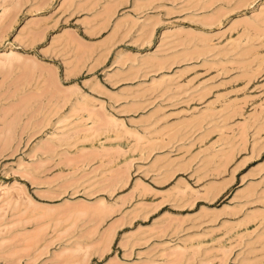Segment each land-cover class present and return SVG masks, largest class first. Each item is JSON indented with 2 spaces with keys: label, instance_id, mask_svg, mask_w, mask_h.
<instances>
[{
  "label": "rangeland",
  "instance_id": "1",
  "mask_svg": "<svg viewBox=\"0 0 264 264\" xmlns=\"http://www.w3.org/2000/svg\"><path fill=\"white\" fill-rule=\"evenodd\" d=\"M69 263L264 264V0H0V264Z\"/></svg>",
  "mask_w": 264,
  "mask_h": 264
},
{
  "label": "bare ground",
  "instance_id": "2",
  "mask_svg": "<svg viewBox=\"0 0 264 264\" xmlns=\"http://www.w3.org/2000/svg\"><path fill=\"white\" fill-rule=\"evenodd\" d=\"M73 254H75V253H73ZM78 254H79V253H78ZM80 255H81V254H80ZM80 255H76V254H75V256H80ZM75 256H74V257H75ZM71 257H72V255H71ZM71 257H70V258H71ZM75 258H76V257H75ZM75 258H74V259H75ZM77 258H78V257H77ZM83 258H84V256H83ZM84 259H85V258H84ZM78 260H79V259H77V261H78ZM66 262H67V261H66ZM78 262H79V261H78ZM64 263H65V262H64ZM70 263H71V262H70ZM70 263H69V264H70ZM74 263H76V262H74ZM80 263H82V262H80ZM78 264H79V263H78Z\"/></svg>",
  "mask_w": 264,
  "mask_h": 264
}]
</instances>
